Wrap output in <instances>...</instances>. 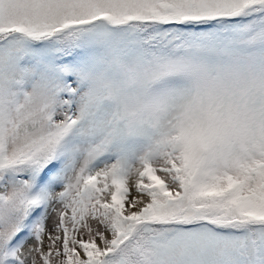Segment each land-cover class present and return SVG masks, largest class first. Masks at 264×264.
I'll list each match as a JSON object with an SVG mask.
<instances>
[{
  "label": "snow or ice",
  "instance_id": "6c2138e0",
  "mask_svg": "<svg viewBox=\"0 0 264 264\" xmlns=\"http://www.w3.org/2000/svg\"><path fill=\"white\" fill-rule=\"evenodd\" d=\"M0 264H264V0H0Z\"/></svg>",
  "mask_w": 264,
  "mask_h": 264
}]
</instances>
